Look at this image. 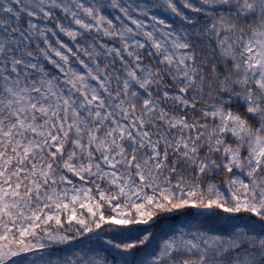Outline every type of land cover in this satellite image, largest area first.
Wrapping results in <instances>:
<instances>
[{
	"label": "snow or ice",
	"instance_id": "snow-or-ice-1",
	"mask_svg": "<svg viewBox=\"0 0 264 264\" xmlns=\"http://www.w3.org/2000/svg\"><path fill=\"white\" fill-rule=\"evenodd\" d=\"M0 264H264V0H0Z\"/></svg>",
	"mask_w": 264,
	"mask_h": 264
}]
</instances>
